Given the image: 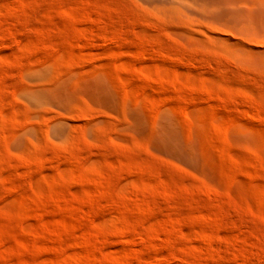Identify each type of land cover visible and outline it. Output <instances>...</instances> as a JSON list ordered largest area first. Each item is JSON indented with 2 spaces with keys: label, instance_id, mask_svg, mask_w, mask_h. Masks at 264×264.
Listing matches in <instances>:
<instances>
[{
  "label": "rangeland",
  "instance_id": "374dc122",
  "mask_svg": "<svg viewBox=\"0 0 264 264\" xmlns=\"http://www.w3.org/2000/svg\"><path fill=\"white\" fill-rule=\"evenodd\" d=\"M0 264H264V0H0Z\"/></svg>",
  "mask_w": 264,
  "mask_h": 264
}]
</instances>
